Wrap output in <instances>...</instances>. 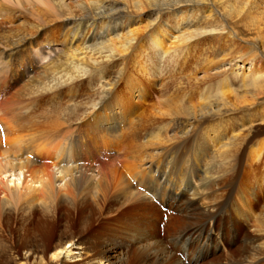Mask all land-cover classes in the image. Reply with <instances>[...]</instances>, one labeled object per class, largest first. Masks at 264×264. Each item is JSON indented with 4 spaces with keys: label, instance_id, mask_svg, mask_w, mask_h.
Instances as JSON below:
<instances>
[{
    "label": "bare ground",
    "instance_id": "bare-ground-1",
    "mask_svg": "<svg viewBox=\"0 0 264 264\" xmlns=\"http://www.w3.org/2000/svg\"><path fill=\"white\" fill-rule=\"evenodd\" d=\"M207 239L264 264V0H0V264H212Z\"/></svg>",
    "mask_w": 264,
    "mask_h": 264
},
{
    "label": "rangeland",
    "instance_id": "rangeland-1",
    "mask_svg": "<svg viewBox=\"0 0 264 264\" xmlns=\"http://www.w3.org/2000/svg\"><path fill=\"white\" fill-rule=\"evenodd\" d=\"M174 83H177V81H173ZM171 85V86H170ZM171 87V88H170ZM175 88H177V85L176 84H169L168 83V81L167 82H165V86H164V89H165V93L166 94H168L169 92H171L172 90H175ZM159 87L158 88H156V93H154L153 94V96L149 99V102L146 104L148 107H150L151 105H155V104H157L158 102H159V99H160V96H159ZM148 107L147 108H145V110L146 109H148ZM165 160H167L166 158H165ZM164 160V161H165ZM188 174L190 175V171H188ZM240 175H243V174H240ZM239 178H241V177H239ZM188 181H191V179H189ZM196 181L193 179V181H192V183L194 184ZM239 182H241V180L239 181ZM197 183V182H196ZM195 185V184H194ZM238 186H236V187H234V190L233 191H231V193H230V195H232V198L233 199H237V197H238V192H239V189L237 188ZM228 197V196H227ZM236 197V198H235ZM226 198V197H225ZM257 214H255V216H256ZM73 219V218H72ZM73 224H72V230H74L75 229V219L73 220V222H72ZM209 225V224H208ZM164 227L165 226H163V225H159V229L162 231V233H163V231H164ZM210 227H212V223L210 224ZM15 228V227H14ZM74 228V229H73ZM243 231L245 232L246 231V229H243ZM214 235V233L212 234V236ZM50 239V238H49ZM160 239L162 240V241H164V243L166 244L167 243V240H166V237L164 236V235H160ZM51 240V239H50ZM49 242V241H48ZM234 243V242H233ZM170 243H168V245H169ZM178 245L179 244H177L176 245V247H178ZM170 246H171V244H170ZM237 245H235L234 244V246H232V248H230L229 246L227 247L228 249L230 248V250H232L233 248H235ZM169 248V250H171L170 249V247H168ZM115 251V250H114ZM224 254V257H222V258H220V259H216L217 258V256L219 255H215V256H213L211 259L215 262V263H212V264H219V263H225V261H226V259H228L227 258V255H226V252L225 253H223ZM210 259V260H211ZM209 260V261H210ZM216 260V261H215Z\"/></svg>",
    "mask_w": 264,
    "mask_h": 264
}]
</instances>
